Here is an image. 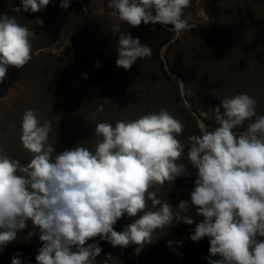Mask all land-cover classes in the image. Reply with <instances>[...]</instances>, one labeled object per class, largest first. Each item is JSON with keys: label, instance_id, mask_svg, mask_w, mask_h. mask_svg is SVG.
<instances>
[{"label": "clouds", "instance_id": "obj_1", "mask_svg": "<svg viewBox=\"0 0 264 264\" xmlns=\"http://www.w3.org/2000/svg\"><path fill=\"white\" fill-rule=\"evenodd\" d=\"M51 2L20 0L12 11L42 12ZM71 2L60 0V7L67 9ZM190 5L191 0H107L108 14L116 21V66L127 71L152 55V47L121 30L122 22L130 28L151 24L153 31L156 25L171 26L178 38L197 27L185 17ZM35 23L43 27L41 18ZM35 35L15 16L0 13V83L9 66L20 70L32 60ZM99 66L96 61L94 67ZM257 105L247 93L225 96L211 115L201 112L216 126L198 121L199 134L190 135L187 145L179 139L184 124L161 107L114 125L99 122L94 150L77 144L59 153L49 143L51 121L36 109H25L20 143L31 159L23 164L0 147V252L31 224L26 237L38 234L41 242L36 264H97L103 249L90 240L98 237L121 249L135 245L138 256L175 221L195 225L188 237L192 242L208 238V264H264V115L257 114ZM186 150L187 164L196 170L195 186L188 199L173 206L157 192L178 177L191 176L178 162ZM190 208L196 216L188 214ZM125 215L133 222L114 230ZM167 244L172 248L183 241ZM11 264L26 262L17 253ZM102 264H117V259L109 253Z\"/></svg>", "mask_w": 264, "mask_h": 264}, {"label": "rangeland", "instance_id": "obj_2", "mask_svg": "<svg viewBox=\"0 0 264 264\" xmlns=\"http://www.w3.org/2000/svg\"><path fill=\"white\" fill-rule=\"evenodd\" d=\"M106 5L107 0H72L64 9L60 0H52L42 12L17 13L12 10L20 0H0V13L15 16L36 34L32 60L20 70L9 66L0 83V147L5 154L23 164L31 159L20 143V121L27 108L51 121L49 143L56 153L77 144L94 150L97 123L114 125L161 107L184 124L179 139L185 145L190 135L199 134L198 121L210 129L216 126L214 118L205 119L201 112L211 115L225 96L247 93L258 100L257 114L264 115V0H191L185 17L197 27L178 38L168 26L156 25L153 31L151 24L130 28L122 22V31L152 47L150 58L138 59L127 71L115 63L116 21ZM37 18L43 27L35 23ZM101 105L103 111L97 112ZM93 114L95 120L90 119ZM10 123L15 127L10 129ZM247 123L237 130L243 131ZM178 162L186 164L191 176L178 177L157 192L173 206L188 199L195 186L196 170L187 164V150ZM188 214L196 216L195 209ZM133 219L125 215L114 230L122 231ZM194 227L174 221L170 228L159 230L162 237L138 256L133 255L135 245L113 248L98 237L89 243L98 242L103 249L97 264L109 253L117 264H208L204 258L209 255L208 238L198 243L188 239ZM29 230L31 224L0 252V264H11L17 253L26 264H36L41 242L38 234L28 239ZM169 240L183 244L169 248Z\"/></svg>", "mask_w": 264, "mask_h": 264}, {"label": "trees", "instance_id": "obj_3", "mask_svg": "<svg viewBox=\"0 0 264 264\" xmlns=\"http://www.w3.org/2000/svg\"><path fill=\"white\" fill-rule=\"evenodd\" d=\"M168 27H171V26H168Z\"/></svg>", "mask_w": 264, "mask_h": 264}]
</instances>
